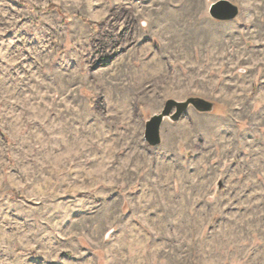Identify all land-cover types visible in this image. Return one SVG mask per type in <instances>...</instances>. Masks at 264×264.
I'll return each instance as SVG.
<instances>
[{
	"label": "rangeland",
	"instance_id": "1",
	"mask_svg": "<svg viewBox=\"0 0 264 264\" xmlns=\"http://www.w3.org/2000/svg\"><path fill=\"white\" fill-rule=\"evenodd\" d=\"M215 1L0 0V264H264V0Z\"/></svg>",
	"mask_w": 264,
	"mask_h": 264
},
{
	"label": "water",
	"instance_id": "2",
	"mask_svg": "<svg viewBox=\"0 0 264 264\" xmlns=\"http://www.w3.org/2000/svg\"><path fill=\"white\" fill-rule=\"evenodd\" d=\"M209 13L211 17L218 21H231L240 14V7L230 0H217L210 5ZM193 107L201 113L212 112L214 103L208 99L190 96L185 100L168 99L166 100L161 112L152 115L145 124L144 137L146 142L154 147L161 141V127L166 118L172 122H178L183 115Z\"/></svg>",
	"mask_w": 264,
	"mask_h": 264
},
{
	"label": "trees",
	"instance_id": "3",
	"mask_svg": "<svg viewBox=\"0 0 264 264\" xmlns=\"http://www.w3.org/2000/svg\"><path fill=\"white\" fill-rule=\"evenodd\" d=\"M30 9H34L35 7H33V6H31V5H29V4H27V3H25ZM49 8H56L58 11H60V9L57 7V6H55V5H49L48 6V8H46V9H49ZM64 17L65 18H70V16L68 15V14H64ZM84 21H86L89 25H90V27L93 29H95L96 28V26H97V22H92V21H89L88 19H86V18H82Z\"/></svg>",
	"mask_w": 264,
	"mask_h": 264
},
{
	"label": "bare ground",
	"instance_id": "4",
	"mask_svg": "<svg viewBox=\"0 0 264 264\" xmlns=\"http://www.w3.org/2000/svg\"><path fill=\"white\" fill-rule=\"evenodd\" d=\"M180 35H181V34H179V36H180ZM180 37H182V36H180ZM175 38H176V36H175ZM226 230H227V229H226ZM232 231H233V229H232ZM226 232H227V231H226ZM236 232H237V231H236ZM236 232H235V233H236ZM238 232H239V231H238ZM238 232H237V233H238ZM227 233H228V232H227ZM231 233H232V232H231ZM238 238H239V237H238ZM231 239H232V238H231Z\"/></svg>",
	"mask_w": 264,
	"mask_h": 264
}]
</instances>
